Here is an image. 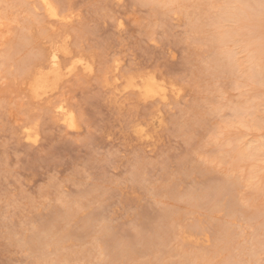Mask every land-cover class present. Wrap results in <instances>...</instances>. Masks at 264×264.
<instances>
[{
	"label": "rangeland",
	"instance_id": "rangeland-1",
	"mask_svg": "<svg viewBox=\"0 0 264 264\" xmlns=\"http://www.w3.org/2000/svg\"><path fill=\"white\" fill-rule=\"evenodd\" d=\"M51 1L60 16L71 13L72 21L48 18L33 0H0V19L5 17L0 20V68L5 66L0 73V264H155L158 249L170 252L165 262L177 264L183 254L213 250L216 226L221 224L239 233L232 252L244 246L249 253L242 257L249 258L256 250L251 239L258 220L264 218V192L248 187L250 164L229 158L223 139L244 133L248 139L264 138V102L258 98L264 86L256 91L239 80L250 68L246 52L237 56L240 65L233 74L212 64L204 35L220 14V0ZM263 3L243 0L242 6L254 17ZM259 30L264 36V24ZM242 33L241 43L254 42L250 30ZM54 49L61 65L57 81L50 85L56 87L37 99L27 84L35 72L50 71L49 53ZM236 49L240 51L238 43ZM72 59L91 65L92 72L77 69L67 75L65 67ZM26 60L32 67L22 73L18 64ZM259 63L264 65V56ZM146 76L180 89L179 98L170 95L161 103L125 90L128 79ZM235 77H240L238 82ZM61 101L73 112L76 130L54 113L53 105ZM243 102L261 127L232 124L233 108ZM28 127L35 141L25 138ZM139 128L150 136L142 137ZM260 165L264 177V162ZM230 174L239 180L240 209L232 217L222 207L226 192L200 199V207L189 200L190 192L219 187ZM215 201L219 208L211 211ZM70 208L74 214L66 221L59 214ZM257 210L262 217L252 215ZM167 211L173 212L172 226L162 219ZM47 222H52L56 238L39 254L30 239ZM66 232L70 236L57 242L61 245L56 249L53 243ZM130 250L132 257L125 256ZM262 250L248 264H264ZM227 252L210 258V264L228 260Z\"/></svg>",
	"mask_w": 264,
	"mask_h": 264
},
{
	"label": "bare ground",
	"instance_id": "bare-ground-1",
	"mask_svg": "<svg viewBox=\"0 0 264 264\" xmlns=\"http://www.w3.org/2000/svg\"><path fill=\"white\" fill-rule=\"evenodd\" d=\"M24 1H32V0H23V3H24ZM33 1H36V3L38 2L40 4V6L42 7L43 11L46 14L45 16H47L48 18H50V19H58V20L60 19V21H63L65 23H68V22L72 21V16H71L72 14L70 13V14H66L67 16H60L61 14L59 13L57 7L53 4V2L51 0H33ZM166 2H167V4L183 3L184 0H168ZM22 4H21V6H22ZM263 4L260 5V7H261L262 10H260L259 14L257 16H254V17H252V15H251L252 13H248L247 11H245V8L241 5V8H240V12H239L238 17L236 18L235 22L234 23H231L230 25H226L225 24V23H230V22L227 21V20H225V19H223V16L220 13L218 16L214 17L215 18L214 20L211 21L210 25L212 26V29H210L209 32H207L208 36L207 35L206 36L204 35V37H206V38L203 37L204 40H205V42L211 48V51H210V54L209 55H211L212 57H214L213 59L211 58L212 59V64L214 63L216 66L222 68L223 71H224V74L225 73L226 74H233L235 72V69L237 68V66L239 67V65H240L238 63V61H239L240 58L237 57V56L239 55V53H244V52L247 53L248 63L250 64V68H249L248 72L246 71L247 73L245 75V78H243L244 76H240L241 78L240 77H238V78H240L239 80L244 79V80H242L241 83L245 84V86L247 84L248 85L252 84L253 87H254V89L256 91L257 90L258 91L260 90L259 87L262 88L264 86V75L262 74V68H263L264 65H260V63H259L261 59L263 60V56H264V36L263 35H261V36L258 35V34H260V30H259L260 26L264 24L263 23L264 22V5ZM17 5H19V4H17ZM208 5H209V3H208ZM174 8H175V6H174ZM155 9H156V7H155ZM21 11H22V9H21ZM13 14H15V13H13ZM4 16H5V13H4ZM2 19H5V17L2 18ZM2 19H0V20H2ZM58 20H55V21H58ZM1 25H2V23L0 24V26ZM199 29H197V31ZM244 30H250L253 33V35L255 36L254 37L255 38L254 39V42H252V41L249 42V43L244 42V44L240 42V38H241V36L243 34L242 31H244ZM0 31H2V30H0ZM200 32L203 33V31H200ZM60 39H61V37H60ZM20 40H22V39H20ZM199 41H200V39H199ZM55 43H56V41H55ZM227 43L228 44L229 43H234L235 44L234 48L233 47H232L233 49H227V48H231V47H227V48L225 47L224 48L223 46L225 44H227ZM237 43L240 45V51L239 52L236 49ZM50 45H51V43L48 46H50ZM56 45H58V44L56 43ZM63 50H65V49H63ZM50 52H51V53H49L50 71L48 73L35 72L33 74L34 76H33L32 81L30 83L28 82L29 84H27L28 89H29L31 95L33 97L37 98V99L40 98L41 96H43L44 94H46L47 93V90H49V88L52 89V88L56 87V86H54V87L51 88L50 85L54 81H57L56 78L58 77V74L60 73L59 71L61 70V65H60V60H59V57H60L59 56V51L56 50V49H54V50H52ZM68 53H69L68 55L71 54L70 52H68ZM31 55H32V53H31ZM39 56L40 55L37 56L38 60H40V58H41V56L40 57ZM67 58H68V56H67ZM20 59H22V58H20ZM13 60H15V59H13ZM13 60H12V63L14 62ZM19 61H21V60H19ZM17 62L18 61H16V64H17ZM241 62H243V61H241ZM31 64L32 63H31L30 60H26V61H23L20 64H18V67H19V69L23 73V72H25V71H27V70L30 69ZM242 66H240V67H242ZM117 67L118 66H116V68L114 67V69L117 70L118 69ZM218 67H216L217 68V71H218ZM3 68H5L4 65H2V68H0V73H1V70H3ZM65 69H66L67 75L73 74L77 69H79L81 72H84V73H86V72H92V70H93L92 66L89 65V64H87L83 60H73V59L65 67ZM116 70H114V72ZM10 71H11V69H10ZM210 75L212 76L211 73H210ZM210 75H208V76H210ZM63 76H65V75L63 74ZM115 76L117 77L116 74H115ZM134 78L131 77L130 79H128V81L126 82L125 90L126 89H132L133 91L135 90L138 93V95L140 96V98L142 97L141 99H156V101H160L161 103H167L168 102L167 100L170 97V95H173L174 97H178V98L180 96V92H181L180 89H177L175 86H168L167 84H165L164 82H161V81L157 80L153 76H146L144 78H141L139 81L137 80V78H135V79ZM238 78H236L237 80H235V82L236 81L238 82ZM205 79H207V77ZM118 81H119V79L116 78L115 81H114V83L117 84ZM58 82H60V81H58ZM21 84H22V82H21ZM252 85H250V87ZM245 86H243V88H245ZM116 87H117V85H116ZM241 89H242V87H241ZM51 92H53V91H51ZM258 98L263 99V102H264V95H262V97L258 96ZM157 99H159V100H157ZM217 106H218V104H217ZM53 111H54V113L57 114V116L59 117L60 121H62L68 128H71L72 130L73 129L76 130L78 128V125H77V122H76V119H75V116H74L73 112H71L70 110H68L66 104L64 105L62 101L61 102H56L53 105ZM233 113H234V118H235V121H233V123H232L233 125L236 124V125H239L241 127H244L245 129L246 128L249 129V128L254 127V124L256 125V128L257 127L258 128L261 127V124L255 118V112L253 110H250L246 106V103L245 102L238 103L236 105V107L233 108ZM229 126H230V124H229ZM227 128H226V130H227ZM241 129H243V128H241ZM25 130H26V131H24L25 132V138L27 140H30V141H35L36 138H35L34 133H33V128L32 127H28ZM231 130H233V129H231ZM144 132L145 131L143 129H140L138 131V133H140L142 137L148 138L150 136V134L148 132H145V133ZM232 132L234 133V131H232ZM218 133H221V131L218 132ZM222 133H221V136L224 135ZM230 133H231V131H230ZM247 134H249V133H244V134L238 135L236 137L233 136L235 134H232V136H230V138H228V139H226L228 137V135H226L225 136V139H223L224 140L223 142H225V143H223L224 144L223 146H225V145L228 146V150L229 151H227V153H229V154H227V153L226 154L233 161L235 160L237 162H247V163L250 164L249 165L248 173L245 174V176L247 175L246 182L249 183L248 187L256 188L257 190L264 192V177L262 175L261 176L259 175V172H261L262 169H263V167H262V165H260V163H263L264 162V140H263L264 138L262 139V136H261V139H259L260 137H256L255 139H252V138L251 139H248L247 138L248 137ZM219 144H220V142H219ZM218 146H220V145H218ZM229 146L231 147V149H229ZM247 163H245L244 165H247ZM232 164L233 163H231V166L233 167ZM242 165H243V163H242ZM240 167H241V165H240ZM234 169H235V166H234ZM234 171H236V170H234ZM240 175H242V174H240ZM220 183L221 184H220L219 187H218V185H217V187L206 186L205 188L201 189L200 191L199 190L198 191H192V192H190L188 194V198H189V200H192L193 199L194 200L193 202H196L195 204L198 203L197 206L200 207L199 203L202 202V201H200V199L201 200L207 199V198L211 197L214 194H216V197L219 198L220 196H222L223 194H225L224 192H226V194L228 193V196L225 198V200H224V202L222 204V207L225 210L227 209L229 216L232 217L233 215H235L236 210L239 211V209H240L237 206L238 205V202L236 204V201H237L236 191L238 190V187H239V180H238V178L236 176H232V174H230L226 178H224ZM176 200H177V198H176ZM169 201H171V200H169ZM217 201H218V199H217ZM217 201H215V203L211 205L212 206V208L210 207L211 211H215L217 209V207H218V204L216 203ZM185 202H186V200H185ZM192 205L193 204L191 203V206ZM178 207H179V205H178ZM175 208H177V207H175ZM181 211H183V210H181ZM258 211L259 210H257V212L254 211V213H252V215L253 216L254 215L261 216L260 214H261L262 211L261 212H258ZM73 212H74V210H72V208H70L65 213L59 214V215L66 220L67 218H69L70 216H72L74 214ZM242 212L244 213V211H242ZM190 213H191V211H190ZM177 214H179V213L177 212ZM175 215H176V213H175ZM180 216H181V214H180ZM176 217H177V215H176ZM209 218H210V216H209ZM250 218H254V217H250ZM162 219L165 220V221H168L171 226L174 225L173 223H174L175 220H173L174 219L173 212H168L167 214H165L163 216ZM179 219L180 218H178V220ZM213 219H214V217H213ZM256 219H259V217H256ZM172 220H173V223H171ZM165 221H163V222H165ZM51 223L52 222H47L46 224H44L42 226L41 229H39V231H37V232H35L33 234V237L30 239V245H31V248H32L33 251L40 250V251H38V253L41 252V254H42V251H43L42 249L43 248H46V247H49V246L51 247L52 246L51 243H50L51 238L54 239L56 237L53 238V235L52 234L54 232H52V234H51V231H50V229L52 227ZM193 227H194V225H193ZM197 227H199V226L197 225ZM172 229H173L174 232L176 231L175 228L172 227ZM196 229H198V228H196ZM215 231H216V234H215L216 244L214 245L215 247H214L213 250L208 251V252H206L204 254H203V252H202V254H195V255L194 254L189 255L187 253L186 254H183V259L180 262H178L177 264H210V262H211L210 260L212 259V257H215L216 254H219V253L222 254V252L225 251V250H227L228 251L227 253H229V256H228L229 259L228 260H225L224 262H221L223 260L220 261V259L218 258L219 261L221 262L219 264H244V262H246V261H247V264H248L249 262H252V263L255 262V258H256L255 255L259 254L258 251H260L262 249L264 250V218L258 220V226H257V230H256L257 232H256V234L251 239L252 247L253 248H256V250H253L252 249L253 251L250 254H247V256L249 257L247 259H244L242 257L243 255H246V253H249L248 250L244 246H240L239 248H237L238 249V253H233L232 250H231L233 243L236 241V239L239 236V233L238 232H236L230 226H226V225H222V224L221 225H217ZM67 233L68 232H66V235L65 236L58 237V240L53 243L56 249H57L58 245L59 246L61 245V244H58V243H60L62 240H64L65 239L64 237H69L70 236V234H67ZM55 235H56V233H55ZM163 240H165V239H163ZM245 242H247V241H245ZM147 243H148V241H147ZM151 243L152 242H149V244H151ZM237 243H239V241ZM238 246H239V244H238ZM150 248H152L151 245H150ZM155 248H157V246ZM46 249H48V248H46ZM165 250H166V252H165ZM58 251L59 250H57V252ZM131 252H132V250L126 251V253H124V255L125 256L126 255L130 256L131 255ZM156 252H158L159 254L156 255L157 262H155V264H169L170 263V262H168V263L165 262V259H164L165 256H168L170 254V252L167 251V249H164V250L158 249V250H156ZM130 257H132V256H130ZM219 257H220V255H219ZM224 257L226 258L227 256L225 255ZM215 264H217V263H215Z\"/></svg>",
	"mask_w": 264,
	"mask_h": 264
},
{
	"label": "clouds",
	"instance_id": "clouds-1",
	"mask_svg": "<svg viewBox=\"0 0 264 264\" xmlns=\"http://www.w3.org/2000/svg\"><path fill=\"white\" fill-rule=\"evenodd\" d=\"M243 0H220L218 11L222 14L223 19L234 23L239 15Z\"/></svg>",
	"mask_w": 264,
	"mask_h": 264
}]
</instances>
